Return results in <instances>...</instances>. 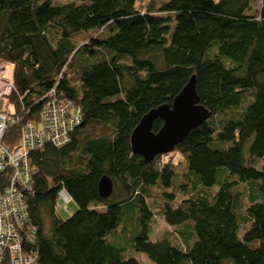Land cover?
<instances>
[{
  "label": "trees",
  "instance_id": "1",
  "mask_svg": "<svg viewBox=\"0 0 264 264\" xmlns=\"http://www.w3.org/2000/svg\"><path fill=\"white\" fill-rule=\"evenodd\" d=\"M252 4L0 0V60L13 64L14 80L2 107L37 127L55 87L54 97L81 108L65 143L30 153L36 172L25 202L37 264H142L127 255L129 243L155 264H264V0ZM93 29L101 33L88 42L73 40ZM192 75L209 116L144 161L131 131ZM24 124L10 123L2 143L17 144ZM161 125L156 117L151 130ZM103 175L113 184L106 198ZM61 185L77 204L65 219ZM152 186L175 236L151 237Z\"/></svg>",
  "mask_w": 264,
  "mask_h": 264
},
{
  "label": "built area",
  "instance_id": "2",
  "mask_svg": "<svg viewBox=\"0 0 264 264\" xmlns=\"http://www.w3.org/2000/svg\"><path fill=\"white\" fill-rule=\"evenodd\" d=\"M13 64L0 60V264H37L34 227L31 224L26 205V197L33 189V174L36 166L30 153L46 143L59 146L69 139L70 131L79 125L81 108L71 101L55 95V87L49 89L47 100L41 111L39 124L23 121L22 115H9L2 107L1 100L13 92ZM21 120L25 127L19 129V141L9 148L2 143L6 127ZM5 175L6 185L1 186V174ZM58 197L62 207L67 209L71 196L61 185Z\"/></svg>",
  "mask_w": 264,
  "mask_h": 264
},
{
  "label": "water",
  "instance_id": "3",
  "mask_svg": "<svg viewBox=\"0 0 264 264\" xmlns=\"http://www.w3.org/2000/svg\"><path fill=\"white\" fill-rule=\"evenodd\" d=\"M209 110L200 102L192 75L170 103L159 105L145 113L130 134V148L150 162L155 155L172 151L188 132L209 116ZM156 117L162 119L161 127L152 131ZM112 180L103 175L98 182V193L106 198L112 192Z\"/></svg>",
  "mask_w": 264,
  "mask_h": 264
},
{
  "label": "rangeland",
  "instance_id": "4",
  "mask_svg": "<svg viewBox=\"0 0 264 264\" xmlns=\"http://www.w3.org/2000/svg\"><path fill=\"white\" fill-rule=\"evenodd\" d=\"M52 1H54V2H68V1L79 2L80 0H52ZM259 4H260V0H253V4L251 6V9L255 10L256 8L259 7L258 6ZM99 33H101V29H99V30L93 29L91 31H86V32L80 31V32H77L76 34H74L73 40L76 42L77 45H80V44L84 43V41L88 42L91 37L98 35ZM69 76H73L76 79V81H75L76 85L79 84L77 77L72 72H70ZM1 104H2V102H1ZM149 189H150V195H151L149 202H150V204L152 203V205H153L152 214H155L157 216L155 221L152 223V226H153L151 228L152 239H160L162 237H165L166 236L165 234H167V233H171L175 236L176 235L175 226L168 225L165 221L162 220V218L159 216L160 214H158V212H157L158 208L160 207V203L158 202L159 201L158 200V195H159L158 189L155 186H152ZM67 207H68V210H65L62 207V203H61V199H60L58 209H57V213L64 219L69 217L74 211H76L77 204L74 200H71L67 203ZM125 226H128V224L125 223ZM127 232L128 231H125V233H127ZM137 232L138 231H136L135 234H137ZM128 236H131V234H128ZM112 237L115 239V235H112ZM126 247L129 251V254H127L128 256H134L142 264H155L154 262H152L147 257V255L145 253L133 250V247L131 246L130 243Z\"/></svg>",
  "mask_w": 264,
  "mask_h": 264
},
{
  "label": "bare ground",
  "instance_id": "5",
  "mask_svg": "<svg viewBox=\"0 0 264 264\" xmlns=\"http://www.w3.org/2000/svg\"><path fill=\"white\" fill-rule=\"evenodd\" d=\"M205 106V105H204ZM0 262H1V259H0Z\"/></svg>",
  "mask_w": 264,
  "mask_h": 264
}]
</instances>
